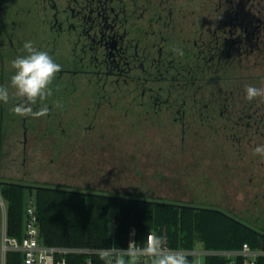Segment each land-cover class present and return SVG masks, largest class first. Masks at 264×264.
Wrapping results in <instances>:
<instances>
[{"label":"flooded vegetation","instance_id":"af4514ba","mask_svg":"<svg viewBox=\"0 0 264 264\" xmlns=\"http://www.w3.org/2000/svg\"><path fill=\"white\" fill-rule=\"evenodd\" d=\"M199 1L0 0V86L10 91L0 102V155L11 125L22 129L24 149L36 132L58 143L67 131L75 138L92 131L102 106L119 102L146 119L168 112L182 130L196 114L202 127L264 123V103L245 99V86L264 84V0H216L213 8L203 0L193 33L181 37L180 19ZM26 41L62 66L49 114L38 119L12 112L21 98L10 88L11 61L26 54ZM82 105L76 121L71 114Z\"/></svg>","mask_w":264,"mask_h":264},{"label":"rangeland","instance_id":"374dc122","mask_svg":"<svg viewBox=\"0 0 264 264\" xmlns=\"http://www.w3.org/2000/svg\"><path fill=\"white\" fill-rule=\"evenodd\" d=\"M202 2H191L195 7L187 11L196 13L180 19L187 33L181 37L193 33L191 25L200 12L195 8ZM117 105L111 109L104 104L89 133L75 138L67 131L58 143L36 132L24 149L22 129L11 125L3 139L0 183L143 191L167 201L228 211L251 226H264V159L253 155L256 146L264 145V123L246 127L245 122L236 126L235 120L222 119L211 128L202 127L196 114L182 130L168 112L146 119L138 107L125 112L123 102ZM84 111L82 105L71 116L78 121ZM29 203L35 204L33 196ZM194 264H204V258Z\"/></svg>","mask_w":264,"mask_h":264},{"label":"trees","instance_id":"16d2710c","mask_svg":"<svg viewBox=\"0 0 264 264\" xmlns=\"http://www.w3.org/2000/svg\"><path fill=\"white\" fill-rule=\"evenodd\" d=\"M0 192L7 204L9 236L22 238L27 199L33 196L40 236L49 246L126 248L129 233L134 230L138 242L143 244L150 234H158L170 249L200 246L207 251H235L248 244L264 250V226H251L228 211L167 201L143 191L113 193L3 182ZM188 259L194 264V257ZM6 264H22L21 255L9 253ZM68 264L85 261L77 256L68 258ZM93 264L104 261L96 258ZM204 264H228V260L206 256ZM236 264H242V258H237ZM257 264H264V257L258 258Z\"/></svg>","mask_w":264,"mask_h":264},{"label":"clouds","instance_id":"9594fccd","mask_svg":"<svg viewBox=\"0 0 264 264\" xmlns=\"http://www.w3.org/2000/svg\"><path fill=\"white\" fill-rule=\"evenodd\" d=\"M23 49L26 54L11 61L14 74L10 78V88L14 90L16 97L21 98L12 108V112L20 117L38 119L49 114L46 102L53 96V84L62 66L47 51L35 48L31 41H26ZM173 52L183 55L179 48H173ZM9 99V86H0V102L7 104ZM245 99L249 102L264 100V87L245 86ZM36 105L39 107L34 108ZM55 107L62 108L63 104L56 101ZM253 155L264 159V145L256 146ZM99 255L104 264H143L145 260L148 264H191L187 254L170 249L165 238L158 234L149 236L143 244L130 240L126 249L116 246L104 248Z\"/></svg>","mask_w":264,"mask_h":264},{"label":"built area","instance_id":"2783aa9c","mask_svg":"<svg viewBox=\"0 0 264 264\" xmlns=\"http://www.w3.org/2000/svg\"><path fill=\"white\" fill-rule=\"evenodd\" d=\"M0 224V264H6L9 253L20 254L22 264H68V258L77 256L83 257L85 264H93L96 258H100V250L104 249L45 245L40 236L37 211L34 203H29L25 207L22 238L18 239L9 236L7 231V204L1 192ZM151 235L154 234H150L149 236ZM130 240H135L136 243L142 244L136 240L134 230L129 233L126 248ZM172 250L182 251L188 257L192 256L195 259L205 258L206 256H221L228 260V264H236L237 258H242V264H257L258 258L264 257L263 249H252L248 244H243L240 250L235 251H207L203 248L197 249V247L193 250L181 248ZM143 264H148V261H143Z\"/></svg>","mask_w":264,"mask_h":264}]
</instances>
